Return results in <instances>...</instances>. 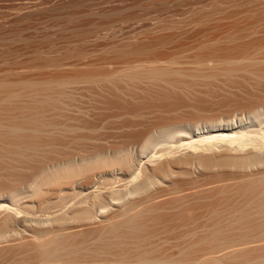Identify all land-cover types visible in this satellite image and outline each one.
Instances as JSON below:
<instances>
[{
    "label": "bare ground",
    "instance_id": "bare-ground-1",
    "mask_svg": "<svg viewBox=\"0 0 264 264\" xmlns=\"http://www.w3.org/2000/svg\"><path fill=\"white\" fill-rule=\"evenodd\" d=\"M0 264H264V0H0Z\"/></svg>",
    "mask_w": 264,
    "mask_h": 264
}]
</instances>
